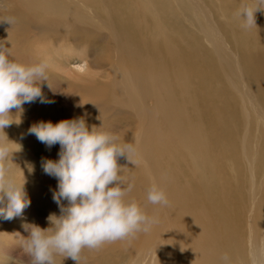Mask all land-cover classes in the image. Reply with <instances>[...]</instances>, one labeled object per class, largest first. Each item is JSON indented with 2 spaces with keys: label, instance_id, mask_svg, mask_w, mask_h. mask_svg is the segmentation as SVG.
<instances>
[{
  "label": "bare ground",
  "instance_id": "obj_1",
  "mask_svg": "<svg viewBox=\"0 0 264 264\" xmlns=\"http://www.w3.org/2000/svg\"><path fill=\"white\" fill-rule=\"evenodd\" d=\"M244 2L0 0V20L12 21H0V43L19 62H47L40 87L54 101L12 109L0 130L4 178L30 200L22 216L0 219V264H26L22 225L46 228L60 214L57 179L42 169L60 146L29 127L81 117L130 146L117 158L133 184L125 199L155 222L83 249L78 264H264V9L246 26ZM152 184L166 205L147 201Z\"/></svg>",
  "mask_w": 264,
  "mask_h": 264
},
{
  "label": "clouds",
  "instance_id": "obj_2",
  "mask_svg": "<svg viewBox=\"0 0 264 264\" xmlns=\"http://www.w3.org/2000/svg\"><path fill=\"white\" fill-rule=\"evenodd\" d=\"M260 9H264V0H245L237 14L246 26H252L255 25L254 14ZM0 21L12 23L10 19ZM11 56V47L0 43V130L14 122L12 109L22 111L23 104L37 100L54 102L43 96L40 87L42 80H48L47 62L28 65ZM97 128L89 130L82 117L56 123L39 121L29 127L28 132L47 147L60 146L58 159L42 160L43 172L57 179L52 199L60 214L50 213L46 228L22 225L29 233L21 241L26 264H55L57 255L71 258L78 264L83 249H98L106 242L146 232L155 222L137 202L125 199L133 184L125 187L117 158L126 155L128 159L130 146L122 145L115 134ZM8 155V145L0 142V161ZM4 177L5 170L0 167V205H3L0 206V219L11 220L23 215L30 200L23 184ZM146 198L154 205L168 203L165 192L156 184L148 188Z\"/></svg>",
  "mask_w": 264,
  "mask_h": 264
},
{
  "label": "rangeland",
  "instance_id": "obj_3",
  "mask_svg": "<svg viewBox=\"0 0 264 264\" xmlns=\"http://www.w3.org/2000/svg\"><path fill=\"white\" fill-rule=\"evenodd\" d=\"M77 62L78 61H72V66H74L75 68H76V64H77ZM78 63H81V64H83V62H78ZM76 69H78V71H82V70H79V68H76ZM29 206H30V204H29ZM24 214V213H23ZM1 229V228H0ZM1 232H2V230H0Z\"/></svg>",
  "mask_w": 264,
  "mask_h": 264
}]
</instances>
